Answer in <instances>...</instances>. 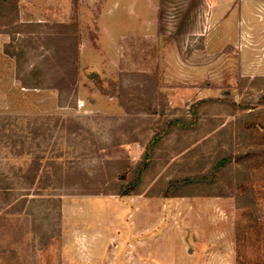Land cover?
<instances>
[{
    "label": "rangeland",
    "instance_id": "1",
    "mask_svg": "<svg viewBox=\"0 0 264 264\" xmlns=\"http://www.w3.org/2000/svg\"><path fill=\"white\" fill-rule=\"evenodd\" d=\"M236 2L0 5V264H264V160H233L264 148V14Z\"/></svg>",
    "mask_w": 264,
    "mask_h": 264
},
{
    "label": "trees",
    "instance_id": "2",
    "mask_svg": "<svg viewBox=\"0 0 264 264\" xmlns=\"http://www.w3.org/2000/svg\"><path fill=\"white\" fill-rule=\"evenodd\" d=\"M6 3H7V0H0V5H4ZM76 57H77V55H76ZM57 89H60V88H57ZM159 141H160V138L155 136L153 141L148 145V147L146 149L147 154L145 155L144 159L142 160V162L137 164L135 171H134V174L131 177V179L127 182L124 181L120 185L118 192H116L113 195H116L120 198L129 197L132 195H139V193H140L139 187L142 184L143 175H144L145 171L147 170V168L150 167V163H151L150 154L153 153L152 148H155L156 145L159 143ZM259 159L264 160V148L249 150L248 152L240 153L233 158V160L238 164L253 162V161H256ZM231 160L232 159H225V160L220 161L214 167L213 173L210 177L193 176L190 178L187 177V178L176 179V180L170 181L167 184V187H166L165 191L163 192V194L161 195V197L163 199H174V198H178V197H184V196H180V194H179V192L182 189L194 187V186H197L200 184L212 185V184L216 183V181L218 180L220 172L222 171L223 168H225V166Z\"/></svg>",
    "mask_w": 264,
    "mask_h": 264
},
{
    "label": "crops",
    "instance_id": "3",
    "mask_svg": "<svg viewBox=\"0 0 264 264\" xmlns=\"http://www.w3.org/2000/svg\"><path fill=\"white\" fill-rule=\"evenodd\" d=\"M261 4H259V6H261L260 8H262L261 10V13L264 14V0H260ZM244 6H241L240 7V3H237L236 0H215V4H214V11H213V15H212V18H214L215 20H219L221 21L220 18H223V22L222 24H226L228 23L227 19H229L231 16H232V19L233 20H236V13L237 11L236 10H242ZM245 7H248V6H245ZM254 7V10H258V6H253ZM123 8H126V9H129L130 8V4L126 3L123 5ZM232 9V10H231ZM227 10H230L229 12H227ZM233 12V13H232ZM227 14V16H226ZM256 18H254L253 20V17H250V20H253V24L256 25V27L261 25V21L262 20H259L260 17H262L259 13H256L254 14ZM224 16V17H223ZM258 17V18H257ZM227 20V21H226ZM68 21H66L65 23H67ZM250 57H253V55H251ZM250 60V59H249ZM247 63H249V65L251 64L250 62L246 61ZM245 63V61L242 62V64ZM264 63V61L262 62ZM256 62H255V66H256ZM247 65V66H249ZM252 68H250L251 70ZM257 69V68H256ZM249 70V69H248ZM256 72L258 71H264V69H257L255 70ZM253 74V73H252ZM254 77H264V72H258L257 75L253 74ZM221 262V261H220ZM220 264H225L224 261H222Z\"/></svg>",
    "mask_w": 264,
    "mask_h": 264
}]
</instances>
